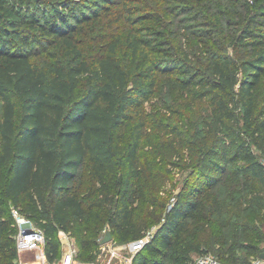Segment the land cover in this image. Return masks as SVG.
I'll use <instances>...</instances> for the list:
<instances>
[{
  "label": "trees",
  "instance_id": "1",
  "mask_svg": "<svg viewBox=\"0 0 264 264\" xmlns=\"http://www.w3.org/2000/svg\"><path fill=\"white\" fill-rule=\"evenodd\" d=\"M32 1L34 10L28 0H0V264H18V228L5 217L6 199L15 205L25 200L48 206L41 228L51 261L60 250V229L72 231L81 244V257L92 260L99 247L97 229L75 223L73 216L88 215L99 225L104 212L108 228L121 241L137 239L159 223L133 264H189L193 252L210 253L194 239L192 222L205 207L221 212L226 206L215 191L223 174L234 183L249 182L248 205L264 209V162L257 154L264 152V105L258 94L264 76V0H227L244 8L240 13L225 11L226 23L237 24L239 30L230 43L217 41L218 49L209 47L205 52L211 56L205 61L190 51H174L169 35L176 32L175 21L134 13L126 17L131 24L126 33L89 59L78 37L84 23L119 1L125 6L129 1L60 0L63 9L51 12L41 7L42 0ZM221 2L205 0L207 9L218 14L224 13L215 9ZM146 18L156 25H139ZM230 45L233 53L246 47V56H233ZM51 46L65 58L51 53L47 64L39 62L35 56ZM159 71L173 74L176 84L191 86L197 97L215 107L208 123L211 141L201 149L192 172L196 181L186 182L175 195L166 188L169 174L160 162L176 156L184 130L158 122L156 133L145 111ZM86 162L95 186L83 196L71 192V182ZM139 179L148 187L142 200L130 196ZM56 190L63 195L48 205L49 193ZM239 210L245 218V209ZM237 228L244 232L232 236L228 248L216 256L228 264H251L263 245L252 242L238 253L239 240L247 239L253 228L249 223ZM144 250L163 257L151 260Z\"/></svg>",
  "mask_w": 264,
  "mask_h": 264
},
{
  "label": "rangeland",
  "instance_id": "2",
  "mask_svg": "<svg viewBox=\"0 0 264 264\" xmlns=\"http://www.w3.org/2000/svg\"><path fill=\"white\" fill-rule=\"evenodd\" d=\"M31 4L32 10L36 9V5L32 0H28ZM119 1V0H117ZM128 6L123 5L121 1L116 3L109 11L103 12L98 18L91 19L84 23V30L78 34L80 39V45L83 48L84 53L89 59L96 58L100 55L107 42L116 38L119 35H123L131 27L127 15L134 13L137 17H143L146 14H161V19L168 21L172 19L176 22L172 26L176 29V32L169 35L173 41L174 51L177 54H182L183 51H190L196 58L205 61L209 56L205 52L209 47L212 49H218L217 41L228 44L230 43L232 35L239 30L237 24H227L226 14L230 12H244V8L240 6L241 3H234L227 0H213L222 1L221 5H216L217 11L224 13L218 14L213 10H208V3L205 0H128ZM73 3V2H72ZM205 3V8H204ZM41 7L46 12H51L54 8L58 7L63 9L60 0H42ZM219 7L222 9L220 10ZM145 22L139 23V25L151 24L156 25V21H152L149 18L144 20ZM169 30V29H168ZM186 36V38L184 37ZM192 40V42H188ZM233 47L230 45L228 51L233 53ZM53 51V52H51ZM223 51V50H222ZM248 49L244 46H240L233 56L236 58L245 57ZM65 58L58 47H49L42 55L35 56V58L43 63L47 64L54 55ZM121 52V54H123ZM173 74H168L164 71L157 73V86L154 95L146 100L145 111L147 114L148 124L151 130L159 133L157 129L158 122H167L170 124H176L184 130V139L181 140V144L178 147V152L171 160L162 158L160 167L168 171L169 180L166 184V188L172 195H175L183 185L188 182L192 184L196 181L195 175L192 173L195 169L196 162L198 160L201 149L204 145L211 141L209 134L208 123L212 119L215 113V107L209 99H201L194 94V90L191 86H181L175 83ZM259 102L264 105V76L261 79L260 87L258 90ZM21 103L18 100L17 107V119L20 117ZM3 114L2 101L0 100V118ZM164 136V137H169ZM179 140L176 138L175 140ZM259 158L264 162V152L257 150ZM8 178V168L5 169V181ZM72 191H78L83 196H88L94 188L95 184L92 182L89 176L88 163L83 164L79 169L78 178L71 182ZM147 185L143 183L141 179L136 181L132 188L130 196L136 195V199L142 200L147 193ZM212 190V189H211ZM251 190L249 182L241 180L239 183H234L229 180L226 174H223V180L215 187L216 193L224 200L226 206L223 207L221 212L212 211L209 207H205L201 216L194 219L192 222L196 227L197 235L194 237L196 241L202 244V248H206L210 253L216 255H222L230 243V238L237 233L243 231L241 228H237V225H249L253 228L248 235L247 239L239 240V252L246 251L244 246L250 245L249 243L258 242L264 247V209L255 204H249L248 197ZM63 192L56 190L49 193V202L51 204V198L61 196ZM248 195V196H247ZM198 196V195H197ZM247 197V200H246ZM204 198V195L202 196ZM173 199V197L171 198ZM6 214L5 217L9 222H13L18 228L16 218L13 215L12 207L20 208V211L30 216L34 223L42 227L43 223L47 220V207L37 205L34 203H27L23 201L20 205H15L10 200L6 199ZM240 207L245 209V218L240 214L243 210H239ZM103 217L99 222V225H95L88 215L78 218L73 216L75 223L81 222L86 228L96 227V237L99 240V247L94 252V258L92 260H85L81 257L82 247L76 235L72 231L70 238H66L61 234L60 229L58 231L60 239V250L57 253L55 260L59 262L63 259L65 253L70 248L74 241L78 244V258L83 262H92L93 264H107L110 260V250L115 248L119 244L127 243L128 241H121L117 239L113 234V239L105 244H101L100 241L104 237L106 230L109 229L106 223L107 215L102 212ZM188 223L191 220L187 219ZM159 223H155L150 227L156 231ZM17 231V230H16ZM88 232H83L84 236H87ZM208 241V244L205 242ZM241 245L243 247H241ZM124 254L129 256V252L123 250ZM146 253L149 259L152 257L162 258L160 254H148L146 250L141 251ZM199 251L193 252L191 258H196L199 255ZM40 258V254L37 250L19 252L16 258V263L33 262ZM135 258V257H134ZM193 259V260H194ZM22 260V261H21ZM134 261V260H133ZM169 259H165V263H169ZM112 264H122L119 257H115Z\"/></svg>",
  "mask_w": 264,
  "mask_h": 264
},
{
  "label": "built area",
  "instance_id": "3",
  "mask_svg": "<svg viewBox=\"0 0 264 264\" xmlns=\"http://www.w3.org/2000/svg\"><path fill=\"white\" fill-rule=\"evenodd\" d=\"M12 213L16 218L18 231L15 235L18 252L37 250L40 258L33 262H22L21 264H93L92 262H83L78 258V244H74L65 253L63 259L59 262L51 261L47 254V235L45 230L36 225L34 221L23 214L20 208L13 206ZM156 231L149 229L145 234L137 239L128 241L127 243L119 244L110 250V260L107 264H112L115 257H119L122 264H133L135 255L142 250L153 238ZM61 234L70 238L71 233L66 230H61ZM123 250L129 252V256L122 252ZM22 261V260H21ZM189 264H228L221 260L218 256L212 253L199 254ZM251 264H264V258L258 255L254 257Z\"/></svg>",
  "mask_w": 264,
  "mask_h": 264
},
{
  "label": "water",
  "instance_id": "4",
  "mask_svg": "<svg viewBox=\"0 0 264 264\" xmlns=\"http://www.w3.org/2000/svg\"><path fill=\"white\" fill-rule=\"evenodd\" d=\"M112 239H113V233H112V231L110 229H107L106 233H105L104 237L101 239L100 243L101 244H105V243H107L108 241H110ZM258 256L261 257V258H264V247H262L259 250Z\"/></svg>",
  "mask_w": 264,
  "mask_h": 264
}]
</instances>
